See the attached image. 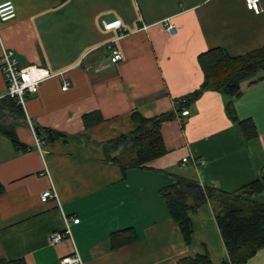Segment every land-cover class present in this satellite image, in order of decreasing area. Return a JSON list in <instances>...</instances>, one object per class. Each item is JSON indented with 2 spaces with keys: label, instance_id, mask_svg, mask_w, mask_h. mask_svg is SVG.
Returning a JSON list of instances; mask_svg holds the SVG:
<instances>
[{
  "label": "crops",
  "instance_id": "obj_1",
  "mask_svg": "<svg viewBox=\"0 0 264 264\" xmlns=\"http://www.w3.org/2000/svg\"><path fill=\"white\" fill-rule=\"evenodd\" d=\"M14 2L17 15L0 21V55L3 45L12 47L21 65L54 74L17 114L3 100L0 67V259L62 264L77 250L81 264H178L208 252L222 264L228 251L210 202L191 212L186 242L160 189L177 176L229 191L255 183L246 195L264 203V77L257 79L264 70L242 81L239 96L206 89L180 109L204 81L201 53L221 47L235 56L264 46V0L260 12L246 0ZM114 19L124 30L105 27ZM115 46L124 54L119 61L111 58ZM230 100L252 122L249 130L230 114ZM173 110L161 128L162 156L127 171L107 158V141L137 127L134 113ZM94 112L98 119L87 125L84 115ZM38 125L64 135L48 141ZM1 126L30 149L19 151ZM47 189L58 197L44 200ZM65 217L72 234L54 244L50 234L66 227ZM241 264H264V247Z\"/></svg>",
  "mask_w": 264,
  "mask_h": 264
},
{
  "label": "trees",
  "instance_id": "obj_2",
  "mask_svg": "<svg viewBox=\"0 0 264 264\" xmlns=\"http://www.w3.org/2000/svg\"><path fill=\"white\" fill-rule=\"evenodd\" d=\"M205 73L201 86L188 93L180 102L182 106L189 100L198 98L206 89H216L233 96L242 94V81L252 78L264 70V46L240 55H230L221 47L211 48L199 56ZM264 77L259 76L257 79ZM12 112L24 114V107L17 100L6 95L3 97ZM228 110L242 128L247 131L252 126L250 119H240L233 100L228 102ZM98 113L84 115L87 125L98 119ZM175 111H168L147 117L134 113L138 122L134 129L109 139L106 146L107 158L119 164L124 171L134 167H146L149 162L167 151L162 135V125L175 116ZM19 151H27L30 146L20 140L11 127L1 126ZM42 136L48 141H55L64 134L52 127L38 125ZM261 176H264V170ZM4 185L0 183V191ZM255 191V183H248L234 190H224L211 185H204L197 179L177 176L176 180L160 189L166 199L172 217L178 222L185 241L190 242L194 225L191 212L204 202H210L223 236L228 257L222 264H241L264 247V203L249 198L246 193ZM0 264H23L19 260L0 259ZM178 264H213L208 252L196 256H185Z\"/></svg>",
  "mask_w": 264,
  "mask_h": 264
},
{
  "label": "built area",
  "instance_id": "obj_3",
  "mask_svg": "<svg viewBox=\"0 0 264 264\" xmlns=\"http://www.w3.org/2000/svg\"><path fill=\"white\" fill-rule=\"evenodd\" d=\"M246 3L250 9L256 12L262 10L261 0H246ZM17 15V5L14 0H2L0 1V21H6L12 19ZM106 28H120L124 30V25L121 19H114L104 23ZM168 29L176 31V26L168 22ZM0 26V39H2ZM124 54L120 47L115 46L112 50V60L119 61L123 58ZM0 67L4 78L6 79L8 89L7 95L14 97L18 103L24 108L26 107L28 93L37 92L47 78L54 73L45 66L37 63L21 65L16 51L9 46L3 45L2 53L0 55ZM70 86V80L65 78L63 81V88ZM183 115L189 113V109H183L181 112ZM184 161H188V156L183 157ZM203 162V160H201ZM49 197H58V193L55 189H47L42 193L44 200ZM79 217H74V221L78 222ZM66 227L64 229L53 230L50 234V241L54 244L59 243L63 239L71 236V229L69 225V218L65 217ZM62 264H81L82 258L77 250L67 253L61 258Z\"/></svg>",
  "mask_w": 264,
  "mask_h": 264
},
{
  "label": "water",
  "instance_id": "obj_4",
  "mask_svg": "<svg viewBox=\"0 0 264 264\" xmlns=\"http://www.w3.org/2000/svg\"><path fill=\"white\" fill-rule=\"evenodd\" d=\"M36 130L39 131L40 129L38 127H36Z\"/></svg>",
  "mask_w": 264,
  "mask_h": 264
}]
</instances>
